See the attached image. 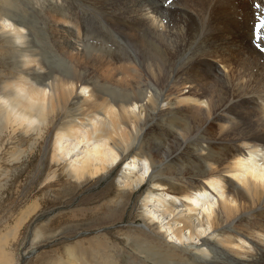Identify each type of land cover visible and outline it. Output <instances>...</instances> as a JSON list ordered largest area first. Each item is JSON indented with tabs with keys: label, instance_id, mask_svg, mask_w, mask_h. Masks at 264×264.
I'll return each instance as SVG.
<instances>
[{
	"label": "rangeland",
	"instance_id": "1",
	"mask_svg": "<svg viewBox=\"0 0 264 264\" xmlns=\"http://www.w3.org/2000/svg\"><path fill=\"white\" fill-rule=\"evenodd\" d=\"M97 1L0 0V12H6L3 6L11 9V18L16 23L7 26L8 31L15 26L25 30L37 57L46 64L72 72L86 69L92 83L105 92H130L138 85L137 91L149 95L151 89L146 90L150 87L149 70L152 68L160 75L156 65L150 66L152 58L164 55L165 49L147 46L145 38L139 41L135 29L124 32L120 26L112 25L111 14L117 16L121 25L123 19L118 17V12L127 11L133 0H102V5ZM169 1L187 6L199 19V29L193 38L185 37L186 24L177 25L183 35L181 41L183 38L186 44L190 42L186 45L187 51L199 48L208 55L217 53L210 42L213 31V34L220 32L218 24L222 18L215 22L217 15L213 10L209 13L202 0ZM212 1L206 0L205 5L210 6ZM232 1L231 6H235L231 7L232 11L244 10V6L238 7L242 1ZM252 1L246 0L250 11L245 13L252 19L257 18L264 28V0ZM109 3L114 6L109 8ZM4 16L0 13V21L8 24V20L2 19ZM259 31L254 23L253 35L258 36ZM9 33L0 34V80L34 82L31 72L36 71L20 69V54L25 52V47L9 41L6 38ZM252 42L254 51L242 43L226 44V56L217 53L223 62L219 61L217 69L223 71V64L232 65L231 75L236 81L241 78L244 92L258 97L264 92V49L258 40ZM160 69L164 73L163 66ZM214 83L218 87V82L214 80ZM151 87L158 91L156 86ZM7 88L4 92L10 91ZM76 99L73 96L68 112L58 113L54 125L43 129V133L20 128L0 137V264H206L208 250L215 254L211 249L217 245L215 237L210 235L192 243H179L170 235L165 238L158 232L167 233L166 221L160 223L154 218L157 223H150L151 216L147 213L150 207L145 206V198L150 190L165 196L167 191L159 185H177L179 173H190L189 176L197 178L194 171L210 168L222 150L212 145L208 133L195 127L182 107L172 104L166 116L154 110L144 115L132 132L131 141L117 149L121 154L117 165L97 177L75 181L65 171L69 159L55 160L53 154L59 127L82 117L73 105ZM128 167L134 170L133 178L144 175L142 186H128L125 178ZM216 195L214 190L200 199V204L208 199L207 204H216ZM27 212H30L27 218L19 224L18 219ZM216 255L224 256L220 247Z\"/></svg>",
	"mask_w": 264,
	"mask_h": 264
},
{
	"label": "bare ground",
	"instance_id": "2",
	"mask_svg": "<svg viewBox=\"0 0 264 264\" xmlns=\"http://www.w3.org/2000/svg\"><path fill=\"white\" fill-rule=\"evenodd\" d=\"M100 1L97 2L102 5ZM168 1H131L133 4H129L131 6L127 11L118 12V17L123 19L122 26L113 13L110 18L112 25L120 26L124 32L129 29L137 30L136 38H139V41L145 38L143 41L147 46L165 49L164 55L152 58L150 66L156 65L160 75L152 68L149 70L150 87L146 90H152L151 86L158 88V91H148L149 95L137 91L140 90L138 85L131 88L130 92H105L92 83L86 69L83 72H72L70 69H58L46 64L37 57L25 30L15 26L8 31L7 26L12 27L16 22L11 18V9L3 6L6 12H0L5 15L2 19L8 20L9 23L3 24L2 20L0 21V34L12 33L6 35V38L21 43L20 48L25 47V52L20 54V69L36 73L31 72L34 82L29 79L8 82L0 80V137L6 132L11 135L13 130L20 128L43 133V129L54 125L58 113L68 112V104L75 96L77 99L73 105L82 117L77 116L78 120H71L70 123L59 127L55 134L56 148L53 157L60 161L69 159L65 170L67 175L75 181H85L109 171L110 167H114L112 165L119 163L121 154L117 149L131 141L132 132L147 112L154 110L160 112L161 116H166L170 112V106L177 104L192 118L195 127L208 133V140L220 148L222 153L207 170L197 168L194 171L198 174L197 178L189 176L190 173H179L176 175L177 185L160 184L159 186H163L161 189L167 191L165 196L150 190L145 198V206L150 207L147 212L151 216L150 223L166 221L167 226L164 228L167 233L157 230L158 234L166 236L165 238L170 235L179 243H192L197 239L214 236L217 245L211 249L215 254L211 250L206 251V264H262L264 92L257 93L260 97L244 92L241 78L236 81L235 76L231 75L232 65L223 64V71L217 69L219 61L222 62L221 55L217 53L226 56L224 46L236 43H242L252 50L254 39L258 40V45L264 49V28H261L262 23L260 24L257 18L252 19L247 15L250 5H247L246 0H240L242 2L238 4V7L244 6L245 11L241 10L243 8L232 11L231 7L235 8L231 6L232 0H210L212 4L208 7L205 5L206 0H202L209 13L213 10L217 15L215 22L222 18L218 24L220 32L213 34V31L212 40L210 39V46L215 48L217 53L208 55L205 50L201 51L199 48L187 51L186 45H190V42L186 44L183 38L181 41L183 35L177 30V25L186 24L188 31L185 37L193 38L199 29V19L187 6L174 5ZM254 23L260 28L258 36L252 33ZM113 30L115 31L114 26ZM160 66H163L164 73ZM214 80L218 82V87ZM7 87L10 91L4 92ZM191 129L192 127L186 133L189 134ZM198 131L190 136L196 135ZM73 155L75 157L71 158ZM135 160L136 157L133 162ZM129 169L125 175L128 186H142L144 175L133 178L131 174L134 170ZM211 189L217 191L216 204H207L210 202L208 199L201 205L200 199L209 196L213 192ZM29 213L22 215L18 223H23ZM219 247L224 256L216 255Z\"/></svg>",
	"mask_w": 264,
	"mask_h": 264
}]
</instances>
